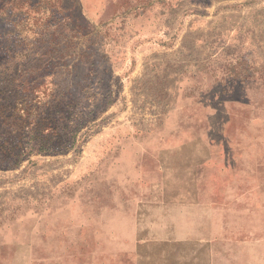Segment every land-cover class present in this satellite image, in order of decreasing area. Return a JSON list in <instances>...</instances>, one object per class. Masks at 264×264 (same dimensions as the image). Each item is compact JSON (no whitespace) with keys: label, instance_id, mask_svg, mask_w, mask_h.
I'll list each match as a JSON object with an SVG mask.
<instances>
[{"label":"rangeland","instance_id":"1","mask_svg":"<svg viewBox=\"0 0 264 264\" xmlns=\"http://www.w3.org/2000/svg\"><path fill=\"white\" fill-rule=\"evenodd\" d=\"M7 64L78 132L0 130V264H264V0H0Z\"/></svg>","mask_w":264,"mask_h":264},{"label":"trees","instance_id":"2","mask_svg":"<svg viewBox=\"0 0 264 264\" xmlns=\"http://www.w3.org/2000/svg\"><path fill=\"white\" fill-rule=\"evenodd\" d=\"M3 69V73L8 77L2 83L4 85L2 92L6 96L0 95V130L8 127V133L3 136L21 137L27 133L33 140V146L38 145L39 150L44 152L59 153L72 149L76 145L78 132L77 125L74 124L78 117L72 120L75 116L72 113L73 92L65 88L63 82H57L55 87H51L50 93L40 91L34 96L27 94L22 97L20 91L23 92L30 87L26 82L27 79H17V75L23 73V68L7 64ZM59 84L62 86H58ZM78 91L85 92V89ZM84 94L87 96V91ZM63 129L67 130V133H63ZM22 149L23 146L20 145V148L10 150V143L0 140V159H2L0 162L9 161L17 165L22 158Z\"/></svg>","mask_w":264,"mask_h":264}]
</instances>
